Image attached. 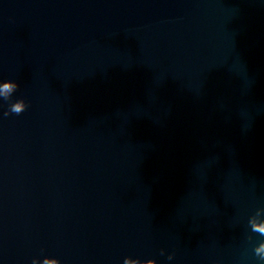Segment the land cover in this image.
I'll return each mask as SVG.
<instances>
[{"label": "water", "instance_id": "1", "mask_svg": "<svg viewBox=\"0 0 264 264\" xmlns=\"http://www.w3.org/2000/svg\"><path fill=\"white\" fill-rule=\"evenodd\" d=\"M0 264H264V0H0Z\"/></svg>", "mask_w": 264, "mask_h": 264}]
</instances>
